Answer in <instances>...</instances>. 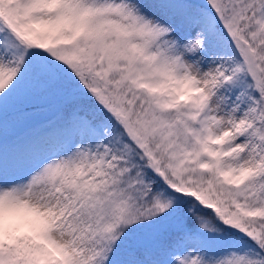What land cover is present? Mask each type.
Listing matches in <instances>:
<instances>
[{"label":"snow or ice","instance_id":"obj_1","mask_svg":"<svg viewBox=\"0 0 264 264\" xmlns=\"http://www.w3.org/2000/svg\"><path fill=\"white\" fill-rule=\"evenodd\" d=\"M0 264H264V0H0Z\"/></svg>","mask_w":264,"mask_h":264}]
</instances>
